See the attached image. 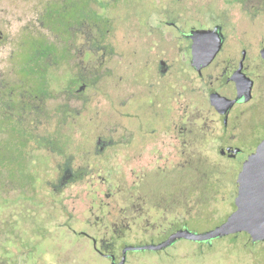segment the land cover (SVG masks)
<instances>
[{
  "label": "rangeland",
  "instance_id": "374dc122",
  "mask_svg": "<svg viewBox=\"0 0 264 264\" xmlns=\"http://www.w3.org/2000/svg\"><path fill=\"white\" fill-rule=\"evenodd\" d=\"M52 1L0 0V30L5 36L0 41V75L7 73L3 61L15 48L19 34L26 25L45 35L52 34L51 29L46 25L42 27L39 21V16L42 17L45 7ZM221 1L219 8L224 7ZM138 2L125 0L108 8L117 45H128L123 35L130 25L143 34L158 28L157 20L149 16L147 4L140 0ZM93 7L100 9L96 4ZM124 11L129 14V18ZM240 13L237 10L233 12L229 28L236 23ZM199 16L204 19L203 14ZM141 37L136 36L140 48L143 42ZM157 41L161 46L167 45L169 52L156 53L152 63L155 86L151 87L153 91L140 90L139 97L145 100L154 95L157 97L156 102L162 103L164 94H170L168 117L156 116L147 107L140 106L137 109L131 102L123 106L120 100L125 92L116 78L104 77L89 89L90 101L82 105L79 114L74 112L71 117L59 118L58 135L65 154L56 155L45 149L32 150L28 170L33 175L26 171L24 177L8 176L6 166L9 163L5 165L3 154L7 142H13L14 135L0 131V264L4 261L11 263L8 260H12L13 264L15 261L17 264H37L38 257L43 259L42 264H54L52 261L56 257L59 263L72 255L78 264H83L82 257L87 258L89 264H111L108 258L97 251L93 241L89 248L90 241L77 232L85 229L98 239L104 235L113 239L120 237L122 231L114 228L124 216L121 207H124L127 196L118 195L114 188V194L108 196L110 184L105 178L116 183L120 181L119 177H124V181L133 186V180H138L143 171L164 169L162 163L165 160L157 162L156 157H160L162 152H166L164 157L177 156L182 127L184 131L187 130L189 156L194 151L196 138L192 129L199 125L205 128L209 140L207 145L199 146L205 158L198 163L195 161L193 165L189 164L186 171L150 172L147 177L151 179L153 193L157 194L163 188L167 191L175 180L186 179L187 173L189 192L193 189L190 184L198 191L201 189L199 195L195 193L188 197L187 227L190 230L204 232L213 229L232 213L236 195L234 181L242 169V161L264 135V129H256L254 134L244 133L248 148L236 159L222 156L214 138L225 135H222L205 85L199 82L190 65L184 68L181 64L184 54L178 46L182 44L176 37L167 39L166 43L159 39ZM233 42L234 32L229 37V43ZM226 52L223 57L228 55ZM133 55L128 52L126 62ZM160 57H166L171 66L170 73L163 77L158 69ZM95 72H92V77H95ZM59 79V83L64 80L62 76ZM146 105L152 106L151 101ZM157 110L162 112L163 108L158 106ZM126 113L131 116L124 115ZM140 126L156 129L154 139L141 140L137 135ZM166 131L169 132L165 136ZM100 135L113 142L104 153L97 149ZM122 141L125 144H121ZM164 141L170 143L169 153L163 149ZM242 142L236 140L235 144L241 145ZM157 147L163 149L162 152ZM69 159L77 177L74 182L62 187L59 182ZM193 179L197 181L196 184ZM134 201L139 202V198L136 197ZM69 214L72 215L70 219ZM127 215L132 217V214ZM103 221L108 224L109 230L102 227ZM143 232L145 230H129L114 246L115 252L121 251L122 246L119 244L158 242L160 239L157 234L154 239L143 237ZM79 241L82 245L75 246ZM128 257L126 264H264V243H250L246 234L241 232L216 238L211 243L183 238L165 250L130 251Z\"/></svg>",
  "mask_w": 264,
  "mask_h": 264
},
{
  "label": "flooded vegetation",
  "instance_id": "af4514ba",
  "mask_svg": "<svg viewBox=\"0 0 264 264\" xmlns=\"http://www.w3.org/2000/svg\"><path fill=\"white\" fill-rule=\"evenodd\" d=\"M124 1L53 0L45 7L42 17L39 16L42 27L45 25L49 27L52 34L45 35L37 29L29 28L28 25L19 34L15 48L3 61L7 73L0 75V131L14 135L13 142H7L3 154L5 165L9 163V166H6L9 177H24L32 161V150L45 149L52 154H65L58 135L59 118L71 117L74 112L79 114L82 105L90 101L89 89L104 77L116 78L122 91L125 92L120 100L123 106L131 102L137 109L140 106L147 107L156 116L168 117L170 94H164L163 104L160 101L156 102L157 97L154 95H150L145 100L139 97L140 90L153 91L151 87L155 86L152 63L156 53L169 52V47L161 46L157 39L166 43L167 39L178 38L182 44L178 46L179 51L184 54L182 66L188 68L190 65L199 82L205 85L208 100L217 115L222 135H225L219 137L220 139L214 138L217 140V147L222 156L236 159L247 147L244 133L254 134L256 129H264V57L262 55L264 0H222L224 7L220 8L219 0H140L149 7V16L157 20L158 28L143 34L136 28H131L130 25L123 35L127 38V46L120 43L117 45L116 39L114 42L112 20L107 12L110 5ZM136 1L139 4V0ZM94 4L100 9L94 8ZM236 10L241 13L236 23L229 28L233 12ZM125 11L124 14L129 18V14ZM199 14H203L204 19ZM217 27L223 35V44L214 60L198 70L192 64L194 39L190 34L195 30H209ZM233 32L235 42L229 43V37ZM136 36H142L141 48ZM123 37H121L122 41ZM4 38L3 31L0 30V41ZM225 51L228 55L223 57ZM128 52L134 55L129 62H126ZM170 68L166 57L158 59V69L162 77L170 73ZM210 69L212 71H209ZM95 70V77H92V72ZM60 76L64 79L62 83L58 82ZM241 78H245L251 85L250 94L246 99L239 98ZM212 92L225 98V103L219 106L214 105L211 102ZM231 100H233L232 104ZM148 101H151L152 106L146 105ZM158 106L163 108L162 112L157 110ZM124 115L131 116L127 113ZM182 128L176 157L170 158V155L164 157L166 152L161 151L167 149L169 153L170 143L164 141L163 149L157 147L162 152L160 157H156L157 162L158 160L168 161V163L165 161L162 163L165 166L164 169L143 171L138 180H133L135 184L133 186L128 185L124 177H119L121 179L116 183L105 178L110 184L108 196L114 194L113 188L118 195L127 196L124 207H121L124 216L114 228L122 231V234L115 239L108 238L106 235L98 239L85 229L77 233L90 241L89 248L93 241L97 251L108 258L111 264L128 262L129 252L136 251L129 250L124 256V248L128 245L158 244L170 238L173 233L187 227L188 197L191 194L200 193L201 189L198 191L190 184L193 189L189 192V179L186 173V179L175 180L167 191L163 188L159 193L154 194L150 185L151 179L147 177L150 172L186 171L189 164L193 165L195 161L198 163L205 158L199 147L207 145L206 142L209 140L205 128L199 125L192 129L196 138L194 151L190 156L187 130L184 131ZM137 132L141 140L154 139L156 129L140 126ZM168 132H165V136ZM263 139L264 135L252 147L251 153L257 149ZM236 140H243V142L241 145L235 144ZM123 143L125 144L124 141L121 144ZM112 144V140H107L100 135L98 152H106ZM250 154L246 155L242 166ZM76 177L77 172L72 168L71 159H69L59 185L64 187L74 182ZM192 181L195 182L194 184L197 183L194 179ZM233 185L236 186V195L232 213L237 209L238 177ZM196 187L198 188V185ZM136 197L139 198V202L134 201ZM127 214H132V217L130 218ZM71 216L69 214L68 219ZM101 224L104 229H110L106 222L103 221ZM133 229L145 230L143 237L154 239V235L157 234L160 239L158 242L119 244L122 246L121 251L115 252L114 246L118 245V240ZM149 230L152 232L150 233ZM242 232L246 234L250 243H264V240L253 241L250 232ZM180 239L183 238H179L174 243ZM78 244L82 245L80 241L74 245ZM73 256L59 263L56 257L52 263L78 264L75 263ZM82 258L83 264H89L87 258ZM41 260L43 259L38 257L36 263L42 264ZM8 261L11 263L4 261L3 264H13L12 260ZM14 264L17 262L15 261Z\"/></svg>",
  "mask_w": 264,
  "mask_h": 264
},
{
  "label": "water",
  "instance_id": "95a60500",
  "mask_svg": "<svg viewBox=\"0 0 264 264\" xmlns=\"http://www.w3.org/2000/svg\"><path fill=\"white\" fill-rule=\"evenodd\" d=\"M190 35L194 39L192 64L201 70L216 57L223 44V35L218 27L209 30H195ZM262 55L264 57V50ZM239 82H241L239 98L246 99L251 91L250 82L245 78H241ZM224 99L218 93H211V102L214 105L224 104ZM232 103L233 100H231ZM238 188L237 209L213 229L195 232L186 227L158 244L128 245L124 248V256L129 250L165 249L179 238L211 243L219 237L248 231L252 235L253 241L264 240V139L244 162L238 174Z\"/></svg>",
  "mask_w": 264,
  "mask_h": 264
},
{
  "label": "trees",
  "instance_id": "16d2710c",
  "mask_svg": "<svg viewBox=\"0 0 264 264\" xmlns=\"http://www.w3.org/2000/svg\"><path fill=\"white\" fill-rule=\"evenodd\" d=\"M51 14V13H50Z\"/></svg>",
  "mask_w": 264,
  "mask_h": 264
}]
</instances>
